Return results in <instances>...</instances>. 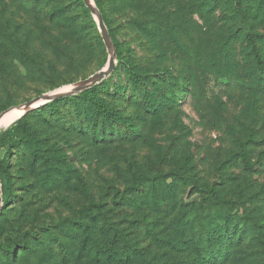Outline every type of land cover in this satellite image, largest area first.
I'll return each mask as SVG.
<instances>
[{
    "label": "rangeland",
    "instance_id": "1",
    "mask_svg": "<svg viewBox=\"0 0 264 264\" xmlns=\"http://www.w3.org/2000/svg\"><path fill=\"white\" fill-rule=\"evenodd\" d=\"M245 3L242 9L251 20L252 6ZM206 4V0H136L135 18L149 21L154 34L120 28L122 16L111 13L118 38L137 41L132 45L134 59L144 68L169 69L177 77L189 74V89L181 100L143 122L138 118L142 124L137 139L94 143L85 133L50 122L49 116L46 121L29 115L46 160L39 157L32 166L33 158L23 150L0 148L1 159L10 151L14 182L11 202L0 210V243L21 239L29 243L27 250L17 248L13 264H92L85 252H79V230L72 233L68 227L81 221L79 208L98 200L106 187L113 221L129 228L143 245L152 241L145 229L149 225L160 238L152 242L156 262H179L183 252L167 246L176 234L171 227L178 211L171 217L172 206L169 212L163 204L162 211L147 203L113 204L115 199L120 201L115 198L118 187L124 190L140 173L178 182V207L185 202L188 208L198 198L193 194L196 181L203 187L215 186L235 208L258 215L264 223V78L256 79L251 73L253 56L248 54L249 62L242 59V31L237 33L224 23L218 7L209 11ZM0 28L19 41L12 43L0 34V113L42 93L70 87L102 69L101 54L91 55L90 39L75 45L80 52L65 48L61 28L38 21L20 0H0ZM254 28L264 35L260 20H255ZM98 32L101 36L99 27ZM106 53L109 58L107 48ZM214 69L229 72L231 82L217 83ZM117 79L114 73L113 82ZM109 99L127 113L139 111L126 110L127 101ZM8 101L14 105L4 109ZM18 119L0 125V136L11 131ZM47 171L58 177L56 185L42 184ZM175 171L188 180L172 176ZM2 183L0 178V192ZM166 201L173 204L170 198ZM256 245L248 239L235 247L227 264H264V253Z\"/></svg>",
    "mask_w": 264,
    "mask_h": 264
},
{
    "label": "trees",
    "instance_id": "2",
    "mask_svg": "<svg viewBox=\"0 0 264 264\" xmlns=\"http://www.w3.org/2000/svg\"><path fill=\"white\" fill-rule=\"evenodd\" d=\"M20 1L26 9L33 12L38 21L42 23L47 21L61 28V33L65 35L63 45L65 48L80 52L81 47L75 45L86 44L90 39L91 55L101 54L98 66L99 68L105 66L108 59L106 48L98 32L97 22L83 0ZM94 2L100 9L114 42L118 59L116 67L108 78L93 87L75 95L54 99L28 111L16 121L11 131L0 136V148L8 145L23 150L29 158H33L32 166L39 157L45 160L47 157L42 154L40 140L34 135L29 115H39L46 121V116H49L50 122L54 121L59 126L85 133L94 143L135 140L141 134L142 120L169 109L181 100L189 89L188 73L177 77L169 69L160 71L156 67L144 68L134 59L135 48L132 45L137 43L134 37L129 42L121 41L115 33V27H112V12L122 16L123 24L120 28L134 27L144 30L145 33L154 34V28L149 21L142 22L139 21L141 18H135L139 11L136 0ZM206 2L207 10L218 7L222 21L235 28L237 33L242 31L240 35L241 46L244 48L242 59L249 62L248 54L253 56L256 62L253 69L251 68V73L256 79L264 78V35L254 28L255 20L264 23V6L261 0H246L247 4L245 0ZM244 3L246 6H252L251 11L254 15L251 20L245 17V11L242 9ZM0 34L12 43H19L14 40L12 33L1 31ZM70 38H73L74 42H71ZM20 47L24 51L23 47ZM214 72L217 83L231 82L232 76L229 72L217 69H214ZM114 73L118 76L115 82L112 80ZM109 98L127 101L129 105L126 110L135 108L139 111L127 113ZM12 105L14 103L8 101L3 108L7 109ZM241 150L247 157V149L242 146ZM7 153L6 157L0 158L1 183L4 181L1 186L3 207L9 205L14 194V182L9 170L10 151ZM171 175L183 182L189 178L178 171ZM57 181L58 177L50 171L42 178L44 186L56 185ZM193 187L195 188L193 194L198 198L191 202L188 208L185 207V202L181 203L183 208L178 207V182H167V177L158 174L140 173L124 190L118 187L115 198H119L120 201L115 199L113 204L125 200L124 204L138 207L140 203L145 206L147 203L157 211L163 210L161 204L167 211L172 206L171 212L169 211L171 217L178 211L171 227L176 234L169 237L167 246L172 250L182 251L183 254L179 262L172 264H227L232 250L248 239L257 244L259 250L264 253V223L258 215L235 208L231 201L220 195L215 186L203 187L195 181ZM109 193L110 190L106 187L99 194L98 200H92L80 207L78 212L81 221H73L68 227L72 233L76 228L80 232L79 252H85L90 257L89 263L92 264H161L156 262V252L152 247L154 240H160L159 235L146 225L147 233L151 232V235L148 233L149 238H152L149 240L152 241L143 245L139 236H135L129 228L121 227L119 223L113 221ZM168 198L173 200V204L166 201ZM48 231L52 232L50 229ZM28 245L26 239L0 243V264H13L17 248L27 250Z\"/></svg>",
    "mask_w": 264,
    "mask_h": 264
},
{
    "label": "water",
    "instance_id": "3",
    "mask_svg": "<svg viewBox=\"0 0 264 264\" xmlns=\"http://www.w3.org/2000/svg\"><path fill=\"white\" fill-rule=\"evenodd\" d=\"M83 1L85 5L90 9L95 20L97 21L98 27L101 33V37L109 53V58H108V62L106 66L100 69L99 71L91 74L87 78H84V79L79 80L78 82H75L69 87V89L56 90L50 93H42L24 102L23 104L19 105L20 107L24 109L23 115L26 114L28 111L42 104H45L49 101H52L54 99H57L63 96L75 95L86 89L93 87L94 85L100 83L102 80L107 78L113 72L114 68L116 67V57H117L116 48L112 40L111 34L108 30V27L104 21L102 13L100 9L96 6L94 0H83ZM4 113L5 111L0 113V118L3 116ZM2 206H3V197H2V193L0 192V210Z\"/></svg>",
    "mask_w": 264,
    "mask_h": 264
},
{
    "label": "bare ground",
    "instance_id": "4",
    "mask_svg": "<svg viewBox=\"0 0 264 264\" xmlns=\"http://www.w3.org/2000/svg\"><path fill=\"white\" fill-rule=\"evenodd\" d=\"M69 89V87L61 88L60 90ZM24 109L20 106H14L5 111L3 116L0 118V125H8L15 121L18 117L23 115Z\"/></svg>",
    "mask_w": 264,
    "mask_h": 264
}]
</instances>
